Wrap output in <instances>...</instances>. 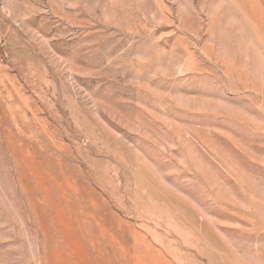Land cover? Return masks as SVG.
Listing matches in <instances>:
<instances>
[{
    "label": "rangeland",
    "instance_id": "1",
    "mask_svg": "<svg viewBox=\"0 0 264 264\" xmlns=\"http://www.w3.org/2000/svg\"><path fill=\"white\" fill-rule=\"evenodd\" d=\"M0 264H264V0H0Z\"/></svg>",
    "mask_w": 264,
    "mask_h": 264
}]
</instances>
